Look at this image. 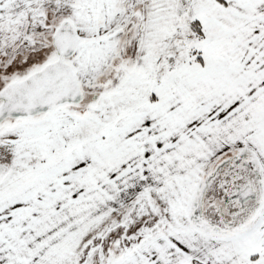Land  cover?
<instances>
[{
  "label": "snow or ice",
  "instance_id": "obj_1",
  "mask_svg": "<svg viewBox=\"0 0 264 264\" xmlns=\"http://www.w3.org/2000/svg\"><path fill=\"white\" fill-rule=\"evenodd\" d=\"M0 264H264V0H0Z\"/></svg>",
  "mask_w": 264,
  "mask_h": 264
}]
</instances>
